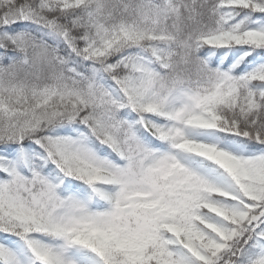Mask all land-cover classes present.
Masks as SVG:
<instances>
[{
	"label": "snow or ice",
	"instance_id": "obj_1",
	"mask_svg": "<svg viewBox=\"0 0 264 264\" xmlns=\"http://www.w3.org/2000/svg\"><path fill=\"white\" fill-rule=\"evenodd\" d=\"M0 264H264V0H0Z\"/></svg>",
	"mask_w": 264,
	"mask_h": 264
}]
</instances>
